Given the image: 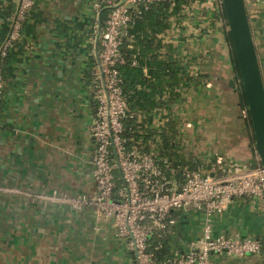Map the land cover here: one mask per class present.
I'll list each match as a JSON object with an SVG mask.
<instances>
[{
    "label": "crops",
    "instance_id": "crops-1",
    "mask_svg": "<svg viewBox=\"0 0 264 264\" xmlns=\"http://www.w3.org/2000/svg\"><path fill=\"white\" fill-rule=\"evenodd\" d=\"M111 5L112 0H34L21 15V0H0V189L17 192L0 190V264H134L114 239L112 223L98 222L90 206L77 210L47 199L94 193L89 127L98 67L89 39ZM246 9L264 84V0ZM16 26L18 38L8 44ZM158 38L160 56L170 54L183 77V86L172 90L180 94L179 103L161 109L159 119L171 112L180 120L182 145L208 167L205 172L219 160L251 169L252 127L216 0L184 3ZM178 214L176 240L184 249L200 237L203 214ZM212 231L214 237L262 243L258 255H213L212 264H264V201H232L212 219Z\"/></svg>",
    "mask_w": 264,
    "mask_h": 264
},
{
    "label": "built area",
    "instance_id": "built-area-1",
    "mask_svg": "<svg viewBox=\"0 0 264 264\" xmlns=\"http://www.w3.org/2000/svg\"><path fill=\"white\" fill-rule=\"evenodd\" d=\"M33 1L21 0V15L33 6ZM244 1L247 6H252L248 9L250 12L256 9L258 0ZM159 2L174 4V0H120L109 8L107 19L96 31L98 69L93 85L97 109L89 127L95 144L90 162L94 193L92 197L80 195L75 198L54 193L47 199L67 202L77 210L90 206L98 222L112 223L114 239L123 244L134 264H155L153 255L147 250L149 240L175 228L178 224L175 213L189 209L203 214L200 237L189 242L184 249L175 251L173 258L162 264H212L213 255L238 259L258 255L262 249L259 240L214 237L212 231V219L222 214L232 201H264V175L258 163L244 171L236 164L219 160L208 172L184 170L183 182L178 184L161 171L152 156L125 145L123 121L129 110L117 70L123 64L120 46L131 21L130 10ZM216 2L221 9V1ZM17 38L16 26L8 44ZM3 91L0 76V104ZM161 112L159 110L155 115L156 127L163 123L159 119ZM0 190L17 193L13 189Z\"/></svg>",
    "mask_w": 264,
    "mask_h": 264
},
{
    "label": "trees",
    "instance_id": "trees-1",
    "mask_svg": "<svg viewBox=\"0 0 264 264\" xmlns=\"http://www.w3.org/2000/svg\"><path fill=\"white\" fill-rule=\"evenodd\" d=\"M119 1L112 0V4ZM188 1L174 0L173 5L167 2L151 3L130 10L131 21L125 29V36L120 46L123 64L117 67L122 94L129 110L128 117L123 121L122 132L126 147L152 156L161 171L178 184L183 182L184 170L197 171L208 168L185 151L182 145L180 120L173 119L171 112L162 119L164 121L159 127L154 124L155 115L159 110L167 111L172 104L179 103L180 94L172 92L174 85L181 83L183 86V77L177 75L176 61L170 54L160 56L163 44L158 37L166 33L170 26V18ZM108 14L109 10L102 14L101 27ZM221 19L224 21L230 62L236 72V82L241 89L244 110L249 119L239 69L222 7ZM96 74L97 68L94 69L92 81ZM164 94H168V98H165ZM93 102L95 115L97 102L95 100ZM171 170L175 173L171 174ZM179 214L175 215L177 219H181ZM176 227L168 232L159 233L149 240L147 250L153 255L155 264H162L173 258L174 252L181 249L176 240Z\"/></svg>",
    "mask_w": 264,
    "mask_h": 264
},
{
    "label": "water",
    "instance_id": "water-1",
    "mask_svg": "<svg viewBox=\"0 0 264 264\" xmlns=\"http://www.w3.org/2000/svg\"><path fill=\"white\" fill-rule=\"evenodd\" d=\"M235 53L247 112L252 127L255 158L264 175V84L244 0H220ZM109 9V8H108ZM99 29V28H98ZM98 39L96 40L97 49Z\"/></svg>",
    "mask_w": 264,
    "mask_h": 264
},
{
    "label": "rangeland",
    "instance_id": "rangeland-1",
    "mask_svg": "<svg viewBox=\"0 0 264 264\" xmlns=\"http://www.w3.org/2000/svg\"><path fill=\"white\" fill-rule=\"evenodd\" d=\"M250 6V5H249ZM250 7H252V6H250ZM96 37H97V32H96V30L94 29V31L92 32V36L90 37V39H89V41L91 42V43H94L95 42V44H96ZM95 57V56H94ZM188 127V126H187ZM186 130H188L187 128H186V126H184V129H182V131H184V132H186ZM185 136V135H184ZM186 137V136H185ZM187 138V137H186ZM120 245H121V247H123V244H121V243H119Z\"/></svg>",
    "mask_w": 264,
    "mask_h": 264
}]
</instances>
